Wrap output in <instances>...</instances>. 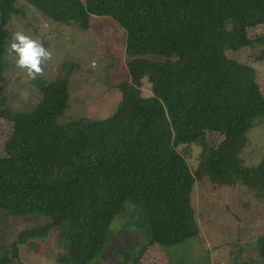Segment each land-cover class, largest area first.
<instances>
[{
    "label": "trees",
    "instance_id": "16d2710c",
    "mask_svg": "<svg viewBox=\"0 0 264 264\" xmlns=\"http://www.w3.org/2000/svg\"><path fill=\"white\" fill-rule=\"evenodd\" d=\"M26 1L65 25L88 28L91 16L110 17L125 30L129 60L117 84L120 102L106 117L59 122L69 107L64 78L40 83L31 111L10 110L0 83V117L12 124L0 157V211L50 219L21 231L12 255L0 235V264H13L20 244L53 227L65 263L105 258L110 223L128 201L141 208L136 225L149 244L178 246L198 236L195 177L178 147L202 143L206 131L223 135L208 160L211 181L243 183L264 200V159L252 167L240 157L252 121L264 115L258 72L225 52L263 40L251 31L264 27V0ZM16 2L0 0V82Z\"/></svg>",
    "mask_w": 264,
    "mask_h": 264
},
{
    "label": "rangeland",
    "instance_id": "374dc122",
    "mask_svg": "<svg viewBox=\"0 0 264 264\" xmlns=\"http://www.w3.org/2000/svg\"><path fill=\"white\" fill-rule=\"evenodd\" d=\"M16 6L18 12L12 14L7 25L2 60L4 80L0 83L5 105L14 111H31L41 99L40 83L64 78L68 81L69 107L59 122L87 115L100 118L112 114L120 102L117 84L127 77L129 58L125 53V30L108 16H91L88 28H82L50 20L26 0H17ZM17 30L42 39L44 46L53 53L52 60L44 67V74L34 80L16 66L15 54L7 55V47ZM251 34L263 40L225 52L240 62L253 63L264 95V27L252 29ZM147 80L143 78L141 87L144 96L151 95ZM11 129V122L0 117V157ZM222 138L220 133L206 131L202 143L178 147L195 177L191 203L199 227L198 236L178 246L149 244L143 229L136 225L141 208L128 201L110 223L111 239L105 258L94 259L89 264H132L133 259L136 264L263 263V198L243 183L223 185L212 182L209 177L208 160ZM240 157L252 167L264 159V115L252 121ZM49 221L44 215L13 217L0 211L3 250L12 255L13 244L21 231L42 227ZM58 231L53 227L46 237L28 239L20 244L13 264H67L61 260L63 251L57 245Z\"/></svg>",
    "mask_w": 264,
    "mask_h": 264
},
{
    "label": "clouds",
    "instance_id": "9594fccd",
    "mask_svg": "<svg viewBox=\"0 0 264 264\" xmlns=\"http://www.w3.org/2000/svg\"><path fill=\"white\" fill-rule=\"evenodd\" d=\"M6 51L9 57L15 54L16 66L32 80L44 74L45 65L53 58V53L44 46L42 39L25 34L23 30L13 33Z\"/></svg>",
    "mask_w": 264,
    "mask_h": 264
}]
</instances>
